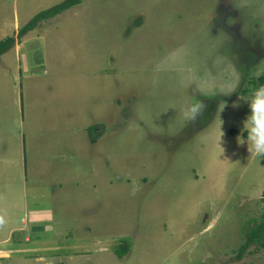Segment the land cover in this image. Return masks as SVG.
Segmentation results:
<instances>
[{
  "label": "rangeland",
  "instance_id": "1",
  "mask_svg": "<svg viewBox=\"0 0 264 264\" xmlns=\"http://www.w3.org/2000/svg\"><path fill=\"white\" fill-rule=\"evenodd\" d=\"M61 1L0 0V237L35 228L41 264H264L241 253L264 214L243 131L264 0H83L17 38Z\"/></svg>",
  "mask_w": 264,
  "mask_h": 264
},
{
  "label": "trees",
  "instance_id": "2",
  "mask_svg": "<svg viewBox=\"0 0 264 264\" xmlns=\"http://www.w3.org/2000/svg\"><path fill=\"white\" fill-rule=\"evenodd\" d=\"M82 1L83 0H63L47 9L38 12L19 30L17 38L21 40L23 36L35 30V28L43 21L57 17L63 12L73 8L74 6L79 5ZM15 42L16 39L13 36H7L4 39L0 40V59L2 55L7 53L14 46ZM251 83L254 85V88L264 84V76L258 78V81L255 80L251 81ZM248 90L249 89L247 88L244 92L247 93ZM231 132L236 133V130L233 129ZM246 133L247 132H245V134ZM262 202L264 204V197ZM251 222H253V225L250 224ZM246 224L243 225V230L246 235V241L245 244L242 246L241 253L245 251L246 248L252 245H256L258 248H264V214L262 215L260 220L257 219L249 220L247 221ZM17 233L18 231H16L14 234ZM129 249L130 247L128 244L123 246L121 244L120 247L119 246L117 247L115 252L117 255H119V257H123L125 254H127L130 251Z\"/></svg>",
  "mask_w": 264,
  "mask_h": 264
},
{
  "label": "clouds",
  "instance_id": "3",
  "mask_svg": "<svg viewBox=\"0 0 264 264\" xmlns=\"http://www.w3.org/2000/svg\"><path fill=\"white\" fill-rule=\"evenodd\" d=\"M248 104H249L251 115H249L247 119L245 120L244 129H243V131H247V141L246 142L248 144V151L249 153H252L256 156L264 157V86L259 87L253 93V96L250 102H248ZM224 107L225 105L223 104V108ZM233 107L234 108L239 107V105L234 104ZM205 109H206V105L202 101L198 102L196 104H193L187 107L183 111V117L185 120L195 121L197 120L198 117L204 114ZM238 140H239V143L241 144L245 143V141H241V138H238ZM33 230H35V228ZM21 232L22 233L19 238L24 239L27 236L28 241H31L32 244H33L32 241L36 242L37 239H40V238L32 237L33 231L29 233L25 231L24 229V230H21ZM41 256L45 257V255H41Z\"/></svg>",
  "mask_w": 264,
  "mask_h": 264
},
{
  "label": "crops",
  "instance_id": "4",
  "mask_svg": "<svg viewBox=\"0 0 264 264\" xmlns=\"http://www.w3.org/2000/svg\"><path fill=\"white\" fill-rule=\"evenodd\" d=\"M10 231V230H9ZM18 231L13 229L11 234L10 232H6L5 235L0 237V260H4V264H10V256H12V254H18V256H20L22 258V255L25 256H33L35 262L37 263H42L44 262L43 259L41 258V251L40 249L36 248V246L34 244L31 243V241H28V237L26 236V240L25 238H18V240H13L12 243H10V239H12L13 234ZM34 231V230H33ZM12 245V246H11ZM21 246V247H20ZM38 250V254L35 253V250ZM5 254V255H3ZM23 256V257H25ZM31 257V258H33ZM12 258V257H11ZM31 258L25 259V261H29ZM12 260H16L15 257H13ZM18 260L20 261L21 259L18 258Z\"/></svg>",
  "mask_w": 264,
  "mask_h": 264
}]
</instances>
